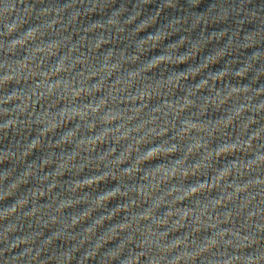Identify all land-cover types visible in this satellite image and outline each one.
Segmentation results:
<instances>
[{
    "label": "clouds",
    "instance_id": "9594fccd",
    "mask_svg": "<svg viewBox=\"0 0 264 264\" xmlns=\"http://www.w3.org/2000/svg\"><path fill=\"white\" fill-rule=\"evenodd\" d=\"M113 4L0 0V264H264V32Z\"/></svg>",
    "mask_w": 264,
    "mask_h": 264
},
{
    "label": "water",
    "instance_id": "95a60500",
    "mask_svg": "<svg viewBox=\"0 0 264 264\" xmlns=\"http://www.w3.org/2000/svg\"><path fill=\"white\" fill-rule=\"evenodd\" d=\"M64 2H77V0H45V4L47 3H64ZM102 3L103 0H83V3L91 4V3ZM45 4L39 3V0H16V6L19 12L23 13L24 9L28 5H34L36 9H40L45 6ZM137 4H141L140 11L142 12L141 19L150 18L156 13L157 8L163 4V0H153L152 3L147 5H142V0H115V4L111 5L107 11H110L112 8H118L120 6H125L128 9V12L125 15L131 13L134 10V6ZM179 5L182 7H178L177 9L167 8L165 9L159 16L158 25L163 26L167 23L170 18H174L176 16L187 17L189 23H192L195 16L205 15L215 17L220 9H227L229 12L228 18L223 21L212 22L211 20L207 26V33H212L213 31H226L229 35L233 32H236L242 29L241 35L247 33L249 31H262L264 32V0H200V3L196 7H192L191 0H179ZM33 13V17H34ZM103 14L93 15L91 17L92 20L101 19ZM89 18H85V23L88 22ZM35 20H31L30 23H34ZM187 27V25H186ZM203 25L197 26L195 30H191L187 33H182L185 35H190L193 40L199 39L201 35V28ZM148 32H153V28H149ZM146 33L141 32L139 35L141 37L145 36ZM51 38V37H49ZM178 39V36H172L171 41H175ZM228 37L225 36L223 39L217 43L213 41L208 44L207 47L203 49V51L197 56V62H199L200 57L211 52L215 47L222 46L227 42ZM170 41H165L167 44ZM123 44L118 45V47H123ZM187 50L186 48H182L181 51ZM161 49L156 48L153 52L148 53V56L158 55L160 54ZM188 65H179L177 70H184ZM221 65L217 64L214 68H220ZM27 135V133H25ZM34 135V133H33ZM15 139H20L16 137ZM15 139L3 140L0 142V149L6 148L10 146V144L15 143ZM58 151V150H57ZM43 152H36L33 154L29 160H37L39 162V157L42 156ZM8 164L0 167H8ZM64 179H68L66 175ZM112 184L109 185H101L100 188L103 189L105 187H111ZM10 202V201H9ZM115 202H112L114 206Z\"/></svg>",
    "mask_w": 264,
    "mask_h": 264
}]
</instances>
